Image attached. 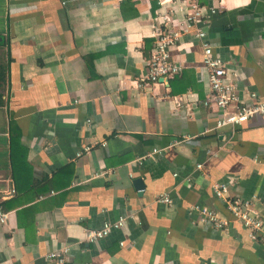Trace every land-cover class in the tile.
<instances>
[{
    "label": "crops",
    "instance_id": "1",
    "mask_svg": "<svg viewBox=\"0 0 264 264\" xmlns=\"http://www.w3.org/2000/svg\"><path fill=\"white\" fill-rule=\"evenodd\" d=\"M162 1L0 0V264H50L63 246L67 264H264V247L210 187L264 200V115L213 129L219 112L203 105L210 90L192 31L169 50L179 76L139 83L151 18L184 16L183 0ZM215 7L207 42L239 97L264 102V0ZM194 206L227 232L198 223ZM119 218L121 229L84 240ZM261 220L264 236V209Z\"/></svg>",
    "mask_w": 264,
    "mask_h": 264
},
{
    "label": "built area",
    "instance_id": "2",
    "mask_svg": "<svg viewBox=\"0 0 264 264\" xmlns=\"http://www.w3.org/2000/svg\"><path fill=\"white\" fill-rule=\"evenodd\" d=\"M217 0H206L200 4V0H183V19L181 23H173L171 13L164 12L151 18L150 36L153 39L149 57L145 60V74L139 83L148 85L157 83L160 80H168L179 76L183 65L171 60L169 50L175 46L182 32H193V36L200 41L201 64L207 74L209 84V100L203 103L204 106L212 103L218 110L219 116L215 121L214 130L222 131L227 128H236L246 123L256 115H264V102L258 100L255 93L247 94L249 103H246L238 94L237 84L227 79V64L218 54L213 52L212 46L207 42L204 29L205 22L215 15L218 9L215 7ZM165 0L161 2L163 5ZM175 24V25H174ZM183 140L185 139L182 138ZM176 144V141L173 142ZM92 146H86L77 152L75 157L79 158L88 154ZM153 154L158 151H153ZM201 169V165H196ZM211 191L215 198L221 200L231 218L239 223L246 232L248 239L259 243L264 247V236L261 220V212L264 209V200L252 196L243 199L238 196L228 195V186L224 183L213 182ZM160 201L170 204L168 196L163 195ZM191 210L199 214L198 223L209 224L214 229L227 232L228 223L220 219L215 211L206 208L192 207ZM6 214L0 207V224L5 223ZM125 226L124 218L115 222H104L97 230H87L84 240L88 243H95L113 230H119ZM50 264H67L68 247L63 246L59 250L47 254Z\"/></svg>",
    "mask_w": 264,
    "mask_h": 264
},
{
    "label": "water",
    "instance_id": "3",
    "mask_svg": "<svg viewBox=\"0 0 264 264\" xmlns=\"http://www.w3.org/2000/svg\"><path fill=\"white\" fill-rule=\"evenodd\" d=\"M134 184H135V187H136L137 190H140V189L143 188V184H142V182H141L140 179H136V180L134 181Z\"/></svg>",
    "mask_w": 264,
    "mask_h": 264
}]
</instances>
